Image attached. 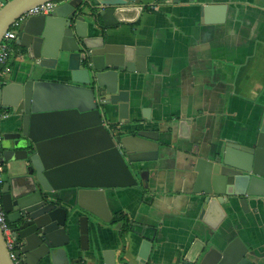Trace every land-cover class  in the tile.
Masks as SVG:
<instances>
[{"label":"water","instance_id":"water-1","mask_svg":"<svg viewBox=\"0 0 264 264\" xmlns=\"http://www.w3.org/2000/svg\"><path fill=\"white\" fill-rule=\"evenodd\" d=\"M51 1L58 5L50 15L20 21L16 45L23 71L0 87V109L18 118L3 133L9 167L3 204L17 242L15 255L23 264H82L72 254L78 234L80 251L117 264L116 250L104 248L98 237L91 242V232L98 236L103 224L114 221L107 191L138 187L132 164L143 156L159 160L160 144L156 131L131 133L122 127L130 122L128 76L146 71L148 53L110 31L136 23L146 5L143 0H0V43L22 15ZM211 9L203 7L205 21ZM48 71L65 81L48 79ZM115 116L118 127L108 123ZM180 128L189 140L191 124L183 121ZM213 149L194 152L189 179L191 192L202 199L200 220L216 231L227 218L242 220L240 208L264 227V115L247 145L228 141ZM132 226L141 238L139 264H145L154 247L146 234L150 227ZM246 250L237 235L218 258L209 252L200 264H258ZM0 264H16L1 228Z\"/></svg>","mask_w":264,"mask_h":264},{"label":"crops","instance_id":"crops-1","mask_svg":"<svg viewBox=\"0 0 264 264\" xmlns=\"http://www.w3.org/2000/svg\"><path fill=\"white\" fill-rule=\"evenodd\" d=\"M143 3L146 8L136 23L110 32L148 53L146 71L128 76L130 122L122 127L131 133L158 132L160 157L148 161L143 156L132 164L138 187L107 191L114 219L123 217L103 224L98 236L91 232V242L98 237L104 248L115 249L117 264H139L141 238L130 231V224L137 231L149 226L146 234L154 239V247L145 264H200L209 252L218 258L239 235L246 256L264 264V227L252 220L253 213L239 208L244 222L227 218L212 230L200 220L202 199L189 183L195 151L211 152L228 141L247 145L258 132L264 115V0ZM206 5L212 9L205 21ZM12 48L3 85L23 71L16 41ZM56 73L48 71L47 78L65 81ZM143 109H149L146 115ZM6 112L3 133L18 120ZM117 120L115 116L108 123L118 127ZM183 121L191 124L189 140L181 137ZM7 144L4 140L3 149ZM8 172L9 167L7 177ZM74 238L73 258L82 264H104L80 251L78 234Z\"/></svg>","mask_w":264,"mask_h":264},{"label":"built area","instance_id":"built-area-1","mask_svg":"<svg viewBox=\"0 0 264 264\" xmlns=\"http://www.w3.org/2000/svg\"><path fill=\"white\" fill-rule=\"evenodd\" d=\"M57 5V1H51L30 9L27 13L22 15L15 23H13L8 29V31L4 34L2 42L0 43V87L2 86V75L7 72L6 63L9 59L10 53L13 51L12 44L16 41L20 21L30 16L50 15L51 13H53ZM7 117L8 113L0 109V228L2 230L7 248L11 254L13 261L16 264H23L15 255L17 250V242L11 224L7 220V213L3 204V186L5 183L4 174L6 171V163L4 161L2 149L4 135L1 131V124L2 121Z\"/></svg>","mask_w":264,"mask_h":264},{"label":"flooded vegetation","instance_id":"flooded-vegetation-1","mask_svg":"<svg viewBox=\"0 0 264 264\" xmlns=\"http://www.w3.org/2000/svg\"><path fill=\"white\" fill-rule=\"evenodd\" d=\"M3 135H4V134H3ZM3 141H4V140H3ZM2 145H3V143H2ZM2 149H3V146H2ZM3 151H4V149H3ZM5 166H6V169H7V165H5ZM4 175H5L4 178H5V182H6V181H7V178H8L7 175H6V171H5V174H4ZM4 184H5V183H4ZM3 191H4V186H3ZM3 195H4V192H3Z\"/></svg>","mask_w":264,"mask_h":264},{"label":"trees","instance_id":"trees-1","mask_svg":"<svg viewBox=\"0 0 264 264\" xmlns=\"http://www.w3.org/2000/svg\"><path fill=\"white\" fill-rule=\"evenodd\" d=\"M149 9V8H147ZM123 215L121 214L120 216H118V218L114 219L113 223H117L119 222L120 219H122Z\"/></svg>","mask_w":264,"mask_h":264},{"label":"rangeland","instance_id":"rangeland-1","mask_svg":"<svg viewBox=\"0 0 264 264\" xmlns=\"http://www.w3.org/2000/svg\"><path fill=\"white\" fill-rule=\"evenodd\" d=\"M4 76H5V75H2V79H4Z\"/></svg>","mask_w":264,"mask_h":264}]
</instances>
